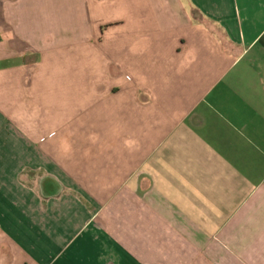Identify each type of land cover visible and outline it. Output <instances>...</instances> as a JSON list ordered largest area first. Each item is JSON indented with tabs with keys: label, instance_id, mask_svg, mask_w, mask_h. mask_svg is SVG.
Wrapping results in <instances>:
<instances>
[{
	"label": "crops",
	"instance_id": "crops-1",
	"mask_svg": "<svg viewBox=\"0 0 264 264\" xmlns=\"http://www.w3.org/2000/svg\"><path fill=\"white\" fill-rule=\"evenodd\" d=\"M0 264H264V0H0Z\"/></svg>",
	"mask_w": 264,
	"mask_h": 264
}]
</instances>
